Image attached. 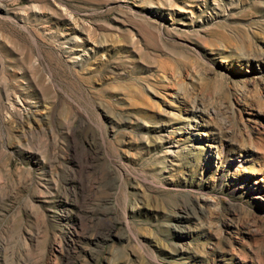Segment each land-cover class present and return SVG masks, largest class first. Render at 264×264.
<instances>
[{
	"label": "rangeland",
	"instance_id": "rangeland-1",
	"mask_svg": "<svg viewBox=\"0 0 264 264\" xmlns=\"http://www.w3.org/2000/svg\"><path fill=\"white\" fill-rule=\"evenodd\" d=\"M0 264H264V0H0Z\"/></svg>",
	"mask_w": 264,
	"mask_h": 264
}]
</instances>
